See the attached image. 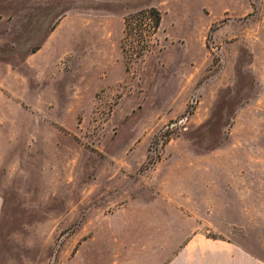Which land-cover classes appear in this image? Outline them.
I'll return each mask as SVG.
<instances>
[{
	"label": "rangeland",
	"instance_id": "rangeland-1",
	"mask_svg": "<svg viewBox=\"0 0 264 264\" xmlns=\"http://www.w3.org/2000/svg\"><path fill=\"white\" fill-rule=\"evenodd\" d=\"M250 166L264 0H0V264H209Z\"/></svg>",
	"mask_w": 264,
	"mask_h": 264
},
{
	"label": "crops",
	"instance_id": "crops-1",
	"mask_svg": "<svg viewBox=\"0 0 264 264\" xmlns=\"http://www.w3.org/2000/svg\"><path fill=\"white\" fill-rule=\"evenodd\" d=\"M230 174L229 178L237 175L240 196L234 205L230 201L224 203V206L236 208V217H224V221L238 224L237 238L227 236L221 243L208 247L209 264H264V200L244 197L243 193L244 190H260V169L254 166L237 167ZM4 207L5 197L0 192V223ZM194 247L189 248L193 250Z\"/></svg>",
	"mask_w": 264,
	"mask_h": 264
},
{
	"label": "trees",
	"instance_id": "trees-1",
	"mask_svg": "<svg viewBox=\"0 0 264 264\" xmlns=\"http://www.w3.org/2000/svg\"><path fill=\"white\" fill-rule=\"evenodd\" d=\"M143 16L145 17V20L143 23H145L146 29L148 31H155L161 22V11L156 6H150L147 8H142L136 12L129 13L125 18V30H129V27L131 26L133 20L136 17ZM148 44V43H147Z\"/></svg>",
	"mask_w": 264,
	"mask_h": 264
}]
</instances>
